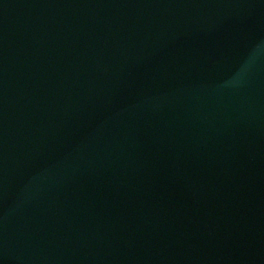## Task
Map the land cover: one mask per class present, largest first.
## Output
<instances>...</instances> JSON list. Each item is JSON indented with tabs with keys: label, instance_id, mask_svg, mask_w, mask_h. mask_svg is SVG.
<instances>
[{
	"label": "water",
	"instance_id": "95a60500",
	"mask_svg": "<svg viewBox=\"0 0 264 264\" xmlns=\"http://www.w3.org/2000/svg\"><path fill=\"white\" fill-rule=\"evenodd\" d=\"M0 264H264V0H0Z\"/></svg>",
	"mask_w": 264,
	"mask_h": 264
}]
</instances>
